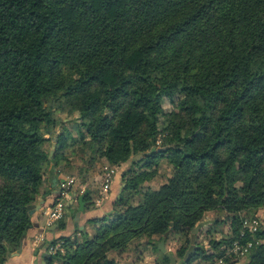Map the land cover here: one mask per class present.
<instances>
[{"label":"trees","instance_id":"16d2710c","mask_svg":"<svg viewBox=\"0 0 264 264\" xmlns=\"http://www.w3.org/2000/svg\"><path fill=\"white\" fill-rule=\"evenodd\" d=\"M158 159L171 173L152 188ZM102 160L129 163L114 212L53 240L48 264H123L113 253L143 245L170 264L164 233L180 261L196 226L182 264H264V220L242 228L264 208V0H0V264L48 176L83 181Z\"/></svg>","mask_w":264,"mask_h":264},{"label":"crops","instance_id":"0c3cea01","mask_svg":"<svg viewBox=\"0 0 264 264\" xmlns=\"http://www.w3.org/2000/svg\"><path fill=\"white\" fill-rule=\"evenodd\" d=\"M53 149L54 146L50 150ZM128 164L127 162L117 168L108 195L100 206L93 204L99 186L98 177L102 167L109 164L102 160L95 168L90 170L83 181L77 180L75 190L65 202L66 224L63 229H58L57 223L50 227H46L44 224L45 212L52 206L55 199L54 194L57 191V186L55 185L61 174L55 177L48 176V180L41 188L31 212L32 225L24 235L19 246V251L10 256L4 264H48L50 248L56 244H52L53 240L60 236L72 237L91 232L93 219H98L114 212V201L123 187L122 172ZM46 190L49 192L45 193ZM85 191L87 192L85 193ZM81 195L83 196L82 200L79 199ZM86 195H88L87 198L85 197ZM259 212L260 210H258L256 215L264 220V217L260 216ZM147 248L142 254L135 253V255H130L126 252L123 254L115 253L113 256L119 258L123 264H154L153 254L150 252L151 248L150 246H147ZM53 264L57 263L54 262Z\"/></svg>","mask_w":264,"mask_h":264},{"label":"built area","instance_id":"2783aa9c","mask_svg":"<svg viewBox=\"0 0 264 264\" xmlns=\"http://www.w3.org/2000/svg\"><path fill=\"white\" fill-rule=\"evenodd\" d=\"M116 172L117 168L114 166L105 165L104 167H102L98 177V191L94 199V203L96 205L101 204L102 201L106 198L105 195L108 194L110 190L111 183ZM76 185L77 180L73 175L66 174L64 175V177L59 179L55 199L52 203V206L45 212L44 224L46 227H50L58 223V221H60L64 217L65 202L70 194L75 190ZM262 222L263 220L256 215L251 219L243 220L242 228L243 230L247 229L250 232H255L260 228L261 225H263ZM243 232L241 235H243ZM226 234H230V227ZM251 245V241L246 242L244 245H239L237 242H234L232 249L230 250L233 253H236L240 258H244ZM57 249L62 251L60 242H57L50 248V253H54ZM219 262H221V260H219Z\"/></svg>","mask_w":264,"mask_h":264},{"label":"rangeland","instance_id":"374dc122","mask_svg":"<svg viewBox=\"0 0 264 264\" xmlns=\"http://www.w3.org/2000/svg\"><path fill=\"white\" fill-rule=\"evenodd\" d=\"M177 63L179 65H181L182 64V60H179ZM60 113L62 114V117H67V116H65V112H63V113L60 112ZM66 120L67 119L65 118L64 121H66ZM74 135L76 136V134H74ZM158 144H159V141H158ZM67 155L69 156L70 159H72L73 163H77L76 162L77 160L75 158L73 159L72 156L70 155V153H68V151H67ZM157 161H158L157 162L158 163V172H157L156 180L151 181L149 183H145L146 185H149L152 188H157L160 184H162L165 181V177H167L171 173V167L168 164L167 160L158 159ZM64 175H66V173H64V172L61 173L59 179L64 177ZM76 180H78V179L76 178ZM107 195L108 194H106L105 196H107ZM93 204L96 205L94 202H93ZM100 205L101 204H97L96 206H100ZM259 210H260L259 215L264 217V208L263 209H259ZM214 216H215V214L213 212H210V213H208L206 215V219H213ZM228 230H229L228 224H224V225L220 224V225L217 226V231H218L217 234L218 235H220V233H227ZM201 239H202V242L206 243L209 240V237L208 236H202ZM178 244L179 243H178L177 237L175 239H174V237H172L166 242L165 248L167 249V251L169 253L174 254L175 249L177 248ZM142 248L145 250L147 247H146V245H143ZM127 253L130 254V255H135V250H132V252H127ZM113 254H115V253H113ZM155 255L160 256L159 253H157ZM176 258L179 259L178 257H176ZM241 262H243V261H241Z\"/></svg>","mask_w":264,"mask_h":264},{"label":"water","instance_id":"95a60500","mask_svg":"<svg viewBox=\"0 0 264 264\" xmlns=\"http://www.w3.org/2000/svg\"><path fill=\"white\" fill-rule=\"evenodd\" d=\"M166 149V147H159V148H157V150L158 151H160V150H165ZM52 154H53V150H50V154H49V157H52ZM141 158V156H135V160H137V159H140ZM53 170H55L54 169V167H53ZM87 191H85V193H86ZM82 195L80 196V200H82ZM82 203V202H81ZM199 229V227L198 226H196V227H194L193 229H192V231H191V241H190V246H189V248L187 249V251H186V253H185V255H184V257H183V259L182 260H180V261H177L176 260V258L171 254V253H169L168 251H166V249H165V247H164V243H165V239H166V236L168 235V232H165L164 233V236L162 237V239L159 241V243H158V247L160 248V250L168 257V259H169V263L170 264H182L183 263V261H185L188 257H189V255H190V253H191V251L193 250V248L194 247H197V246H195V234L197 233V230ZM19 251V250H18Z\"/></svg>","mask_w":264,"mask_h":264}]
</instances>
